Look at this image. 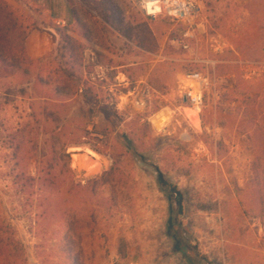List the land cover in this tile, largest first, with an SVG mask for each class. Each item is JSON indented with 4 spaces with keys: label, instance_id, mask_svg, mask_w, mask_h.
I'll return each mask as SVG.
<instances>
[{
    "label": "rangeland",
    "instance_id": "374dc122",
    "mask_svg": "<svg viewBox=\"0 0 264 264\" xmlns=\"http://www.w3.org/2000/svg\"><path fill=\"white\" fill-rule=\"evenodd\" d=\"M8 1L34 18V31H54L50 50L27 74L0 77V236L15 241L0 248L11 254L5 264H105L115 256L188 264L168 234L173 216L193 263L264 264V134L257 131L264 128L262 13L252 15L248 0H201L200 24L185 50L173 40L182 41L187 27L146 16L139 0H126L136 21L127 27L141 24L129 37L90 4L84 22L90 28L97 22L92 34L75 21L49 20L42 0ZM62 34L84 49L78 82L67 85L55 74ZM192 71L213 82L198 126L180 87L181 75ZM20 128L32 155L40 157L41 145L52 139L68 145L75 179L89 187L84 206L96 210L81 238L59 221L36 225V199L13 184L11 134ZM116 163L128 185L104 202L109 189L98 187L102 196L94 197L91 182ZM27 172L37 176L36 159Z\"/></svg>",
    "mask_w": 264,
    "mask_h": 264
},
{
    "label": "trees",
    "instance_id": "16d2710c",
    "mask_svg": "<svg viewBox=\"0 0 264 264\" xmlns=\"http://www.w3.org/2000/svg\"><path fill=\"white\" fill-rule=\"evenodd\" d=\"M67 1L70 5L74 21L83 31L85 30L89 34L94 32L97 22L93 24L92 28L84 22V13H87L84 4H90L92 10L96 13L100 12L104 19L114 18L127 37L133 36L136 30L138 32L141 30L140 23L132 28L127 27L130 19L135 24L136 21L133 16H129L130 9L126 0ZM26 6L30 11L32 10L29 4H26ZM245 7L252 15L255 13L254 10H256L264 16V0H248ZM36 24L34 18L14 4L8 0H0L1 78H6L19 72L27 74V67L33 65L34 61L26 51V42L30 34L37 29ZM62 39L64 44L58 51L62 63L59 64L55 74L58 76L60 84L67 85L69 81L78 82L76 69L83 65L82 52L84 49L80 42L68 34H62ZM86 93L91 95L88 88H86ZM94 99L96 98L94 97ZM214 108H225V106L216 105ZM24 130L25 128H20L11 134V149L13 150L14 162L13 171H16L13 184L19 187L21 193L28 196V199H33V201L36 199L38 210L40 211L36 225L51 227L55 221H59L67 227L69 232H75L81 238L84 224L90 221L91 214L96 210L95 208L90 210L84 206L86 201L85 195H87V191L85 190L89 189V187H86L87 185L84 186L82 182L76 181L75 172L71 168V154L68 152V145L57 144L52 139L41 145L39 149L41 152L40 157L32 155L30 142L26 140V136H24L26 130ZM42 130L44 134L50 135L47 132V128ZM257 131L259 134H264V128H258ZM51 133L55 134V132ZM131 146L133 147V144ZM94 149L97 150V148ZM33 159H36L37 176L27 172L28 167L32 165ZM127 185V179L122 175L116 163L99 179L91 182L90 194L94 197L102 196V193L99 194L97 192V188H107L110 191V196H102L101 199L104 202H113V193H115L117 186L127 187ZM182 198L181 196L177 198V202L180 203ZM3 227L4 224L0 223V231ZM177 227H179V224L176 216H173L169 222L168 234L176 241V249L186 257L188 264H195L190 259L189 250L184 244V236L177 230ZM14 242L13 239L8 240L0 236V248L6 243L9 244V247ZM10 257L11 254L5 255L3 252H0V264H5L4 258L9 259Z\"/></svg>",
    "mask_w": 264,
    "mask_h": 264
},
{
    "label": "built area",
    "instance_id": "2783aa9c",
    "mask_svg": "<svg viewBox=\"0 0 264 264\" xmlns=\"http://www.w3.org/2000/svg\"><path fill=\"white\" fill-rule=\"evenodd\" d=\"M140 6L146 16L151 18L165 17L173 21L182 22L187 28L184 32V38L180 42L173 40V43H179L185 49H190L188 40L194 37L196 28L199 27V20L203 14V3L201 0H139ZM105 69L98 74L100 80L106 77ZM246 80L251 79V74L245 73ZM180 87L183 90L184 98L194 111H202L206 96L213 88L211 78L201 71L187 72L181 75ZM188 116V115H187ZM189 118V117H188ZM105 264H142L139 261L124 260L118 256L112 257Z\"/></svg>",
    "mask_w": 264,
    "mask_h": 264
},
{
    "label": "crops",
    "instance_id": "0c3cea01",
    "mask_svg": "<svg viewBox=\"0 0 264 264\" xmlns=\"http://www.w3.org/2000/svg\"><path fill=\"white\" fill-rule=\"evenodd\" d=\"M44 2L45 13L48 15L49 20L56 23H60V26H65L67 22L73 23L74 17L68 4L67 0H54V2H48L47 0H42ZM42 5V4H41ZM40 5V7H42ZM52 31L53 29H48L46 32L33 31L26 42V51L32 60L40 59L48 53L52 46ZM38 41H40L38 43ZM84 95H88L86 90H84ZM186 104L188 102H185Z\"/></svg>",
    "mask_w": 264,
    "mask_h": 264
},
{
    "label": "bare ground",
    "instance_id": "6f19581e",
    "mask_svg": "<svg viewBox=\"0 0 264 264\" xmlns=\"http://www.w3.org/2000/svg\"><path fill=\"white\" fill-rule=\"evenodd\" d=\"M187 111H190V112H188V117H189L190 121L195 126H198V123H197L198 122V117H199L198 113L196 111H194L193 109H188ZM80 158L81 157L79 155H74V161L73 162H74L75 165H81V163L79 162V161H81ZM77 168H78V166H77Z\"/></svg>",
    "mask_w": 264,
    "mask_h": 264
},
{
    "label": "water",
    "instance_id": "95a60500",
    "mask_svg": "<svg viewBox=\"0 0 264 264\" xmlns=\"http://www.w3.org/2000/svg\"><path fill=\"white\" fill-rule=\"evenodd\" d=\"M185 102H187V100L185 99Z\"/></svg>",
    "mask_w": 264,
    "mask_h": 264
}]
</instances>
